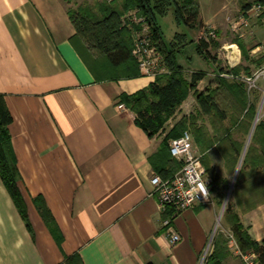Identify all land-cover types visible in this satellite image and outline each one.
Wrapping results in <instances>:
<instances>
[{
	"label": "crops",
	"instance_id": "1",
	"mask_svg": "<svg viewBox=\"0 0 264 264\" xmlns=\"http://www.w3.org/2000/svg\"><path fill=\"white\" fill-rule=\"evenodd\" d=\"M71 5L67 0H0V94L11 115L14 184L7 185L0 169V264H208L219 233L227 238L231 233L227 223L219 228L223 209L214 200L182 211L172 222L182 240L170 245L163 222L168 213L161 211L151 183L168 155L166 132L150 136L121 100L161 74H143L139 65L138 74L129 76L124 67L91 56L71 19ZM200 21L211 22L202 14ZM209 32L199 28L196 59L182 47H168L163 35L164 46L175 49L187 80L196 71L206 73L198 91L218 77L247 90L243 78L264 71V64L256 63L264 43L250 49L236 38L223 45L224 65L198 51L201 40L210 54L221 46L213 41L217 31L215 37ZM183 34L185 47L189 42ZM203 59L215 68L205 70ZM238 67L241 72L233 73ZM248 92L257 103L264 84ZM195 98L190 90L183 111L197 107ZM235 202L242 223L261 242L264 202ZM228 246L220 264H245L230 239Z\"/></svg>",
	"mask_w": 264,
	"mask_h": 264
},
{
	"label": "trees",
	"instance_id": "2",
	"mask_svg": "<svg viewBox=\"0 0 264 264\" xmlns=\"http://www.w3.org/2000/svg\"><path fill=\"white\" fill-rule=\"evenodd\" d=\"M116 0L112 3L104 1L98 6L101 16L94 13L88 6H81L76 10H70V16L73 20L78 35L84 41V48L90 55L96 58H103L112 67H124V72L129 75H137L139 72V63L133 55L134 40L132 31L129 28H123L121 19L126 12L133 9H139L142 15H146L152 26L154 41L160 51L165 56L166 64L169 67V73L157 76V79L148 88L141 90L133 95H123L124 101L137 114V122L143 127L150 136H154L165 127L167 116L174 114L176 108L181 105L189 96L190 90L195 92L197 101L201 106L209 107L215 114L219 115L222 121L228 116L226 109L222 107L218 97L221 95L233 97L236 103L244 104V108L249 106L247 113L256 111L257 103L251 102V99L244 87L234 81L218 77L217 81L203 92L197 90V86L206 76L203 71H196L192 74L191 80L185 78L184 69L177 64L175 49L167 50L163 42V34L160 26L157 24L156 16L165 15L170 6H175V16L178 23H185L191 28L203 27L200 21L201 5L199 0ZM256 4H263L264 0H259ZM119 5V6H117ZM253 6L252 3L244 4V10ZM178 38L184 37V34H177ZM240 43L241 41L238 40ZM242 44V43H241ZM198 51L206 58L210 57L208 43L201 40L198 44ZM243 52L248 59L249 53L243 46ZM92 53V54H91ZM258 66L264 64V55L256 62ZM242 67L232 69V72L239 74ZM250 74V70L246 69ZM120 73L116 71L115 74ZM122 73V72H121ZM226 104V102H225ZM227 105V104H226ZM242 106V105H240ZM243 108V109H244ZM246 115V113H245ZM11 115L6 107L4 97L0 94V169L3 171L4 179L10 188H13V179L11 180V169L7 171V163L13 166V158L10 145L9 123ZM250 124V122H248ZM247 121L236 120L234 125L246 129L249 127ZM188 125L186 119L178 122L164 140V149L168 151L165 161L162 165L156 167V172L164 178H172L181 168L182 162L175 159L170 150L169 141L181 137ZM264 121H260L256 127L253 140L256 146H251L247 152L243 167L237 180V190L235 192V201L242 200L264 202L256 198L255 193L250 189L264 184ZM234 144L237 142L233 141ZM236 154L241 152L240 147L232 149ZM203 161V160H202ZM263 161V163H261ZM204 163V162H203ZM261 166V167H260ZM207 174L214 184H220L225 181L215 166H205ZM258 183V185H256ZM250 188V189H249ZM224 192L221 191L215 202L222 205ZM230 202L225 211L226 223L234 234L240 249L244 252H255L258 255L260 264H264V239L259 242L252 238L248 228L242 223L236 210V202ZM41 211L47 222L50 221L47 210L40 205ZM172 210L168 212L170 214ZM228 238L219 233L215 240V249L208 259V264H220L225 257V250L228 248Z\"/></svg>",
	"mask_w": 264,
	"mask_h": 264
},
{
	"label": "rangeland",
	"instance_id": "3",
	"mask_svg": "<svg viewBox=\"0 0 264 264\" xmlns=\"http://www.w3.org/2000/svg\"><path fill=\"white\" fill-rule=\"evenodd\" d=\"M71 5L70 10H76L81 6H88L93 9L94 13L101 16L98 6L107 0H67ZM119 5L122 0H119ZM201 3V14L205 20H210L209 25H205L201 28L206 31H217L216 41L221 44L220 47L211 49V60L221 61L222 64L228 65V60L224 54L228 53L226 49H223V45H229L234 43L236 38L243 40L246 46L250 49L264 43V10L260 13H248V10H244V4L252 3L253 6L257 5L259 0H199ZM117 5V6H119ZM121 6V5H120ZM131 12L129 10L123 17ZM122 17V18H123ZM221 19V20H220ZM157 23L161 26L164 39L168 47H182L186 49L191 56L194 55V59L198 57L196 51L195 38L199 32V28H190L187 24L178 23L175 16V6L169 7L165 15L156 16ZM220 20V21H219ZM216 21V22H214ZM218 21V22H217ZM122 23V19H121ZM123 28H128L123 26ZM185 33L187 36L188 44L183 47L184 41L182 38H178L177 34ZM133 35V33H132ZM134 40V39H133ZM238 40V39H237ZM174 44V45H173ZM92 54V53H91ZM216 57V59H214ZM245 64L250 62L245 61ZM203 65L205 70L214 69V63L203 59ZM254 71L256 67L252 66ZM215 72H212L214 74ZM217 81V80H216ZM260 85L264 84V77H261L258 82ZM248 95L249 89L247 88ZM256 97V96H255ZM254 93L250 98L255 99ZM197 100V98H195ZM222 107L226 109L228 118L222 121L219 115L215 114L209 107L201 106L199 103L193 110L183 111L182 105H179L174 114L167 116L165 127L161 132H166L167 136L173 127L183 119L188 121L187 127L184 129L190 131L194 139V147L196 152L201 155L205 166H215L220 174L225 179L220 184H214L212 179L207 174V179L211 183V189L213 196L218 197L219 192H224V200L221 209H225L223 216L219 220V228L222 229V225L226 223L225 211L228 204L235 201V192L237 190V180L240 175L241 169L244 164L245 157L251 146H256L253 137L256 127L260 121H264L262 115L264 114V93H261L257 98V109L251 111L249 114L247 110L249 106L244 108V104L235 102L233 97H227L221 95L218 97ZM226 102V104H225ZM242 105V106H240ZM244 108V109H243ZM246 113V115H245ZM258 118V121L256 122ZM250 122L249 127L246 129L241 126L234 125V121L242 120ZM264 134V131H263ZM237 142V146L240 147L241 152L239 154L234 153L233 148L236 149L234 142ZM171 142V140H170ZM179 161V160H178ZM263 163V161L261 162ZM264 164V163H263ZM7 171L11 168V164L7 163ZM261 167V166H260ZM264 173V171H263ZM250 189V188H249ZM255 193L256 198L264 200V184L256 186L250 189ZM227 200V202H226ZM226 204V205H225ZM223 211V210H222ZM229 239V237H228Z\"/></svg>",
	"mask_w": 264,
	"mask_h": 264
},
{
	"label": "built area",
	"instance_id": "4",
	"mask_svg": "<svg viewBox=\"0 0 264 264\" xmlns=\"http://www.w3.org/2000/svg\"><path fill=\"white\" fill-rule=\"evenodd\" d=\"M116 0H107L112 3ZM264 10L263 4L252 6L248 13H260ZM123 26L128 27L133 33L134 48L133 55L137 59L140 70L143 74L157 76L158 74L168 73L169 68L166 64L165 56L160 51L154 41L152 26L146 15H142L139 9H133L122 18ZM215 37L216 34L211 32ZM264 71L260 70L254 75L247 76L244 82L249 91L257 86V81ZM121 108L125 106L120 105ZM264 118V114L262 115ZM264 120V119H263ZM172 156L182 162V168L172 177L164 178L161 174L153 172L151 183L153 193L157 195L160 209L163 213L172 212L164 219V225L167 227L166 236L171 246L181 242V235L172 227V222L182 212L198 205L213 204L214 196L211 189V183L207 179V170L194 147L193 135L190 131L172 139L170 142ZM201 187L206 189V198L203 193H199ZM230 243L236 248L237 253L242 257L245 264H260L258 255L255 252L244 253L231 232L228 234Z\"/></svg>",
	"mask_w": 264,
	"mask_h": 264
},
{
	"label": "clouds",
	"instance_id": "5",
	"mask_svg": "<svg viewBox=\"0 0 264 264\" xmlns=\"http://www.w3.org/2000/svg\"><path fill=\"white\" fill-rule=\"evenodd\" d=\"M199 193H203L205 198H206V195H207V192H206V189H204L203 187H201L200 189V192Z\"/></svg>",
	"mask_w": 264,
	"mask_h": 264
},
{
	"label": "water",
	"instance_id": "6",
	"mask_svg": "<svg viewBox=\"0 0 264 264\" xmlns=\"http://www.w3.org/2000/svg\"><path fill=\"white\" fill-rule=\"evenodd\" d=\"M258 121V118H257V120H256V122ZM226 202H227V200H226ZM226 205V204H225ZM224 210L225 209H223V211H222V214H221V217L223 216V212H224Z\"/></svg>",
	"mask_w": 264,
	"mask_h": 264
}]
</instances>
